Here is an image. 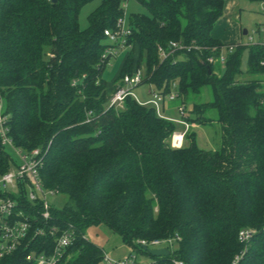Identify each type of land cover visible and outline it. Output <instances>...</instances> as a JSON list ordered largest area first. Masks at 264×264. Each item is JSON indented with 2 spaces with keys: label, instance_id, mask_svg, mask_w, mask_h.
<instances>
[{
  "label": "trees",
  "instance_id": "obj_1",
  "mask_svg": "<svg viewBox=\"0 0 264 264\" xmlns=\"http://www.w3.org/2000/svg\"><path fill=\"white\" fill-rule=\"evenodd\" d=\"M90 1L0 0L8 137L14 149L40 151L43 189L64 197L47 221L30 206L43 234L0 264H35L27 255L52 254L65 231L72 241L56 247L54 264H99L103 251L85 236L97 224L136 250L140 240L177 237L171 257L185 264H231L237 256L236 264H264V46H238L221 69L209 59L223 45L211 33L226 0H135L148 14L130 15L131 52L108 94L101 73L111 57L102 58L110 46L102 44L103 32L116 30L124 0H100L81 29L78 13ZM169 42L191 49L160 62L157 49L168 52ZM138 69L141 83L164 97L176 83L177 106H191L189 125L220 126L218 147L199 148L187 129L186 144L171 148L180 126L132 97L121 110L106 106L122 78ZM205 87L211 100L199 103ZM11 164L0 144V175ZM241 229L255 231L248 243H238Z\"/></svg>",
  "mask_w": 264,
  "mask_h": 264
},
{
  "label": "built area",
  "instance_id": "obj_2",
  "mask_svg": "<svg viewBox=\"0 0 264 264\" xmlns=\"http://www.w3.org/2000/svg\"><path fill=\"white\" fill-rule=\"evenodd\" d=\"M126 1L127 0H124L123 3L125 4ZM261 2L264 4V0H261ZM121 20L122 17L118 19L115 31L105 30L103 32L104 37L110 41L111 45L104 49L102 58L108 56L113 57L118 49L126 47V38L130 34V31L129 28L126 31H122ZM261 33L263 38L258 42H252V39L248 38V40L244 43L238 42L234 45L225 44L220 47H213L211 51L218 52V54L213 60L209 59V62L213 61V63H217L222 67L225 62L222 53L225 50L232 51L238 46H264V27ZM192 48L199 49L198 47ZM168 49V52L162 47L157 49L160 62L165 61L176 51H188L191 47L184 46L176 42H169ZM260 66L264 67V61L260 62ZM142 79L143 75L142 70L140 69L136 70L132 75L124 76L115 91L111 94L108 101V107H112L116 110L123 109L125 98L128 96L131 97V90L140 85ZM172 88L175 89V86L173 85ZM173 89L166 97L152 89L151 93L156 102L161 103L163 106L165 98L167 102L176 101L177 93ZM185 110L186 107L182 104L176 106L178 120L173 123L180 126V128L174 131L169 139V145L173 149H179L183 146L184 136L188 129L187 114L185 113ZM3 111L4 103L0 96V144L1 146L8 145L12 147L11 140L8 137L7 116L4 115ZM155 111L157 115L160 116L159 111L157 109H155ZM14 151L19 158V164L15 166V171H12L10 168L7 172L0 175V258L12 254L19 247L28 246L30 238L33 239L43 234V230L35 227V222H32L31 220V218L35 220L36 215L29 214L30 206L32 208L34 207L36 210V207H39V217L44 221L50 219L51 207H49L46 203L45 194L43 193L44 189L39 178V169L42 163L40 151L38 149H33L29 152H22L18 149H14ZM46 191L54 194L53 191ZM21 205L24 208H20ZM25 211H27V213H25ZM71 234V232L65 231L56 238L55 251L52 254L35 255L34 252H31L27 255L26 260L32 261L35 264H54L57 259L55 254L56 247H67L72 241ZM254 234L255 231L252 229H241L237 233V241L240 244L248 243ZM178 241L179 238L177 237H167L151 241L140 240L135 243L138 250L132 249L136 253H139V250L145 252L144 248L150 249V247H154V249L150 250H156L155 248H157V250L166 249L169 252V255L167 256V258L169 257L168 260L166 257L153 258L147 251L148 255H144V257L149 260L145 263L138 262L136 255H128L123 260L115 262L108 260V258L104 256V260L107 261V264H185L183 261L175 257H171ZM237 260L238 256L231 264H236Z\"/></svg>",
  "mask_w": 264,
  "mask_h": 264
},
{
  "label": "rangeland",
  "instance_id": "obj_3",
  "mask_svg": "<svg viewBox=\"0 0 264 264\" xmlns=\"http://www.w3.org/2000/svg\"><path fill=\"white\" fill-rule=\"evenodd\" d=\"M100 4V0H91L90 2L83 5L78 13V23L81 29H85L88 25L87 18ZM222 16L219 18L217 23L226 14L225 22H223L224 27H229L231 24H235L237 28H240V41L244 43L248 38L252 39V42H258L262 40L263 35L261 33L264 25V4L261 1L255 0H226L224 4ZM132 14H144L147 15V10L138 4L135 0H127L123 7L122 15V31H126L129 28L128 19ZM216 34L221 32V29L214 28ZM246 31V35H242L243 31ZM223 42L231 43L233 41L228 38ZM102 44L105 46L111 45L110 41L106 38L102 40ZM235 43L229 44L234 45ZM237 44V43H236ZM225 45V44H223ZM131 50L127 47L120 48L117 50L115 55L109 59L105 64L101 77L104 82L106 91L110 94V88L112 87L113 81L120 74L121 68L127 57L130 55ZM234 50L228 51L225 50L222 55L224 59L233 54ZM138 57L137 50L133 51V60L136 61ZM221 68V66H220ZM222 69V68H221ZM240 69L242 72H245L247 69V52L244 51L240 58ZM248 78L247 76L244 79ZM176 86V83H174ZM152 87L147 83H141L137 87L131 90V97L139 104L150 106L159 111V115L171 122L178 120V114L176 112V106L178 104L175 102H168L165 98V103L162 106L161 103H157L153 98L151 93ZM211 100L210 88L205 87L201 90L200 95L197 98L199 103H207ZM108 106V103L106 104ZM163 107V108H162ZM191 112V106L186 105L185 113ZM188 115V114H187ZM188 131H193L195 134V143L196 145L203 150H213L216 149L219 145L220 137V126L217 123H210L205 126H194L193 124H188ZM186 133L184 136L183 145L186 144L185 141ZM3 151L11 159V170L15 171V166L19 164V158L15 153L14 149L8 145L3 146ZM45 194L46 203L49 207L55 210H61L64 204V197L61 194L49 193L46 190H43ZM27 213V211H25ZM86 238L98 245L102 251L103 256L108 258V260L115 262L118 260H123L128 255H136L137 261L145 263L149 259L145 258L142 254L134 252L130 246L124 244L120 237L109 230L104 224H97L90 226L85 231ZM177 248V246H175ZM154 249V247H150ZM157 249V248H155ZM99 264H107L106 260H102Z\"/></svg>",
  "mask_w": 264,
  "mask_h": 264
},
{
  "label": "crops",
  "instance_id": "obj_4",
  "mask_svg": "<svg viewBox=\"0 0 264 264\" xmlns=\"http://www.w3.org/2000/svg\"><path fill=\"white\" fill-rule=\"evenodd\" d=\"M226 2V1H225ZM224 9V8H223ZM224 11V10H223ZM226 19V14L224 15V17L221 19V21L219 23H216L214 28L217 29H221V32L219 34L214 33L215 30L213 29L211 36L212 38H214L215 40L221 42L222 44H226L225 42H223L224 40H227L228 38H230L231 43H227V44H232V43H238L241 39H240V28L234 24H231L228 28L224 27L223 22H225ZM168 103V102H167Z\"/></svg>",
  "mask_w": 264,
  "mask_h": 264
},
{
  "label": "water",
  "instance_id": "obj_5",
  "mask_svg": "<svg viewBox=\"0 0 264 264\" xmlns=\"http://www.w3.org/2000/svg\"><path fill=\"white\" fill-rule=\"evenodd\" d=\"M246 34H247V32L244 30L242 32V35H246ZM208 72H209V70H208ZM144 250L147 251L149 253V255L153 258L167 257L169 255V252L166 249L150 250V249L144 248Z\"/></svg>",
  "mask_w": 264,
  "mask_h": 264
}]
</instances>
